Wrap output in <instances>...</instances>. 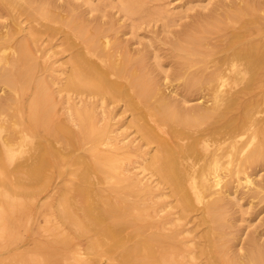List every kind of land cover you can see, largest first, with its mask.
<instances>
[{
  "label": "rangeland",
  "instance_id": "rangeland-1",
  "mask_svg": "<svg viewBox=\"0 0 264 264\" xmlns=\"http://www.w3.org/2000/svg\"><path fill=\"white\" fill-rule=\"evenodd\" d=\"M39 8L46 9L50 16L57 19L50 20V16L45 17L43 12L37 11ZM73 19L85 26L88 32L95 34V38L102 39L101 41L107 39V49L113 51L116 49L121 54L125 52L123 56L127 55L132 61L141 60L139 71L144 75L141 72L140 74L153 83L156 92L151 102L157 104L159 99H166L172 106L185 109L184 111L189 114L192 113L189 109L204 101L205 93L199 84L190 89L189 82H194V79H197L195 82L198 83L204 82V78L215 68L218 61H222L223 56L231 51V48L235 49L250 42L258 43L264 39V0H0V34L13 35L11 49L0 51V55L3 57L15 55L16 42L29 37L30 55L33 57L31 62L35 63L37 68L32 74V79L35 82L41 80L45 85L42 106L45 113L50 114L46 113L48 115L46 117H49L46 119L49 120L51 117L48 126H66L77 131L75 110L86 107L91 108L88 120L97 127L104 128L102 138L95 141L91 138L86 139L82 133L77 134L73 144L68 143L66 136H62L64 141L60 137V143L66 145V148L60 150L62 161L58 162V168L51 166L36 180H29L25 168H18L20 163L25 165L30 161L28 156L34 151L33 147L41 150L45 149V145H50L57 151L58 144L54 143L53 136H49L50 132L44 129L40 131V137H29V140H25L27 142L24 141L23 135L27 133L22 134L18 130L21 113L17 112L15 102L18 98L20 101L23 100L25 107L22 115L27 116V103L33 98L35 86L28 89L27 84L22 81L17 89L7 86L2 82L4 64L0 62L1 117H5L6 123L13 125V131H18L13 132L15 152L13 162L16 164L12 162L6 172L0 169V264H115L113 260L120 264L119 259L121 260L122 254H125V249L143 240L141 237L154 233L159 234L168 247H172L168 257L171 259L174 257L176 264H206L205 258L212 255L211 249H214V245H222L225 253L222 258L216 260V264H228V261L240 259L254 243L264 246V159L251 164L245 170L252 179V184L243 182L235 186L233 183L225 194L220 195L223 210L222 215L215 221L203 217L205 214L202 215V204L195 203L192 208L182 209L178 197L173 194L170 186L159 179L154 167H150L152 165L150 157L157 151L160 142L168 137L166 134L162 137L159 128L166 130L169 137L172 136L170 138L172 142H188L192 138V131L204 126L205 123L186 126L177 124L172 119L168 121L157 119L159 128H155V132L158 136L151 141L141 126L146 124L148 115L144 117L143 109L136 108L142 103L130 102V98L125 96L118 99L102 97L86 88L68 89L64 82L66 83L70 74L72 57L77 51L74 44L80 42L79 38L71 36L67 27ZM185 34L196 38L197 43L194 39V43L190 41ZM185 39L190 42H186ZM258 55L260 56L256 54L252 59L259 64L260 69H257L252 60L244 78L238 80L240 84L233 79L221 90L226 94L225 91L230 92L232 88L235 91L237 90L235 88L251 81V91L249 89V95L246 96L250 99V104L241 107L236 113L247 112L253 121H257L255 128L264 125V58ZM257 58L260 59L255 60ZM252 74L251 78L254 81L249 79ZM135 104L138 105L135 107ZM27 131L30 134V130H25ZM248 135L250 136V132L240 140L246 141ZM159 139L160 141H156ZM259 140L260 138L256 137L253 144ZM68 144L72 148L67 147ZM110 150L118 151L115 156L117 159L103 165L101 173L90 168L92 175L89 173L87 175L86 163L90 161V153L107 154ZM73 158L85 159V162L75 160L78 163L73 164L70 162ZM83 169L86 170L85 173ZM218 172L223 176L225 171L222 168ZM80 174L86 175L85 179L88 176L91 182L94 180L97 182L92 184L88 181L82 182L85 179ZM222 180V189L225 190L227 178L223 177ZM83 187L93 189L88 193L91 197L89 195L85 197L77 192ZM81 200L89 202L86 204L92 207L93 218L82 217L83 205L86 204ZM2 201L15 205L10 213L6 211ZM131 204L135 205L134 208ZM109 205H115L114 212H111L113 209L108 211L111 208ZM121 205L122 207L125 205L126 210L121 208L127 215L119 217L116 215ZM103 210L113 214L111 220H108L109 215ZM137 214L138 216L140 214L141 220L134 219L138 217L135 216ZM105 215H108L107 219ZM130 215L134 218H130ZM75 218L76 221H73ZM79 218H83L81 221L85 224L98 218L97 221L101 222L95 223L103 225L97 228L93 222L97 229L94 230L92 223L89 224L91 227L88 224L87 227ZM129 218L132 219V223L135 221L137 222L135 224L141 227H138L140 231H136V234H134L136 225L132 224ZM126 219L125 225L122 224L124 226L118 228L119 221ZM111 221H117L116 231L112 228L114 223ZM81 224L86 227L84 231L91 228L90 230L95 232L89 230L84 234L80 230L83 228ZM102 228L113 232L116 237L106 239V236L102 235L103 239H106L105 245L104 242L101 244L102 237L99 239L100 233L103 232ZM143 230L144 233L141 234ZM115 232H119V236ZM127 235L129 240L125 242L128 239ZM121 236L125 240L122 239L120 242ZM95 237L97 242H93ZM115 239L119 241V245ZM208 240L212 243L209 244ZM121 243L123 246H120ZM104 249L112 256L105 255ZM113 256L118 257L113 259Z\"/></svg>",
  "mask_w": 264,
  "mask_h": 264
},
{
  "label": "bare ground",
  "instance_id": "bare-ground-1",
  "mask_svg": "<svg viewBox=\"0 0 264 264\" xmlns=\"http://www.w3.org/2000/svg\"><path fill=\"white\" fill-rule=\"evenodd\" d=\"M37 11L43 12L42 14H44L45 17L50 16L46 9L44 10L42 8H39L37 9ZM237 11L238 13L240 12L239 10ZM50 17H51L50 20L57 19L56 17H55L56 19L52 16ZM67 27H69L70 29L71 36L74 35L75 38H79L80 42H77L76 44H74L75 46H77V51L75 52V54L73 53L74 56L72 55L73 57H72V64L70 68L71 70L69 72L70 74L68 75L66 83L64 82V84H67L68 87L67 85H64L65 87H67L68 89L69 87H71V89H74V90L75 89L77 90L80 88L81 89L86 88L90 91H94L91 93H97L102 97L107 96L113 99L114 98L118 99V97L124 98L125 96V97L130 98V102L132 101L133 103H142V105L141 106L139 105V107L138 106L136 107V105L138 104H135V107L143 109L144 117L145 115L146 116L148 115V117L145 120L146 124L141 125V126L145 130L144 134L151 141L154 140V138L156 139L157 138L156 136H158V134H156L155 132V128H159L157 124L159 122L157 121V119L159 121L160 120L168 121L172 119L176 121L177 124L186 125V126H193V125H199V124L201 125L202 123H205L204 126L199 127L196 130L192 131L193 132L191 136L192 138L188 142H178V141L172 142L170 141V138L172 136L169 137V134L167 133L166 130L164 129L162 130V128H159L162 133L161 134L162 137H165L163 136L165 134L168 135V137L167 138L165 137L160 142L157 151H155L153 155L150 157V159L152 160L150 164H152L153 166L150 164L149 165L150 167H154L155 172L159 174L158 175L159 179L161 178L164 181V184L166 182L167 185L170 186L169 188H171V191L173 192V194H175L178 197V201L180 202L182 209H188L191 206H193V204L195 203L202 204V215L205 214L203 216L205 219L209 218V221H211V219H213L214 221L215 219H218L222 215L221 211L223 210L222 209L223 207L222 198L220 195L223 193L225 194V192H227V190L232 186L233 183H235V186L240 185L243 182L246 184H252V179L250 178L248 174H246L245 170L251 164H254L264 159V125L260 128L259 127L255 128V124L257 123V121L255 120L253 121V119L251 118L252 116L247 114V112L236 113L241 107L243 108L246 107L250 101V99L246 96L249 95V89L251 91V88H250L252 85L250 83L251 81L242 84V86H240L239 88H235L237 89L235 91L232 88L233 93L232 91H230L231 89H229L230 92L225 91L226 94L222 93L221 91L222 87L225 86V84H227L228 81L232 82V80L234 79L238 82V80H242L244 78V74L246 73V70L249 68L251 61L252 60L254 61L252 57L254 58L256 54H260V56L259 55L258 56L260 58H264L261 56V55H264V39H262V41H259L258 43L250 42V43H247V45L244 44V46H241L235 49L231 48V51L227 52L223 56L222 61L221 60H220L221 62L218 61V64L215 66V68L210 71L209 75L207 74L208 76L204 78V82L201 81L202 82L201 83L198 79L199 81L198 83V82H195V80L197 79H194L193 80L194 82H191V83L189 82V84L187 83L190 89L194 88L195 85L199 84L201 85L202 89L205 90V93L203 94L204 101H202V103H200L199 105H196L195 107L189 109L192 112L189 114L187 113V111H184L185 109H179L177 106H172L171 102L167 101L166 99H159V101L156 99L158 101L157 104H154L153 102H151V99L154 97L156 92H154L153 83H151L148 79H145V77L143 76L144 73L139 71L142 65L141 60L132 61L131 58L127 57V55L125 57L123 56V54L124 55L126 54L125 52L121 54L116 49L115 51L107 49L108 47L107 39H105L104 41H101L102 39L95 38V34L88 32V29L85 28V26L80 25V22L76 21V19L75 20L73 19L72 21H70ZM94 32L96 33L97 30H94ZM31 35H33L32 32H31ZM12 36L8 33L0 34V51L1 52H3L4 50L8 48L11 49ZM36 36H37V33H36ZM185 37L188 38L190 41L192 40L193 43H194V40L196 39L190 34H185ZM185 40L186 42L188 41L187 39ZM29 41L30 39L28 37L26 39L23 38L22 40L16 42V49H17L16 53L17 54L15 53V55H12L11 57L9 56L3 57L2 55H0V62H3L4 64V69L1 75L2 82L5 83L7 86H9L12 89H17L18 84L21 83V81L27 84L28 89L33 85L35 86L33 96H32L33 98L31 99V101L27 103V106H28L27 116L22 115V112H23L22 110L25 107L23 100L20 101L18 98L16 99V102H15L16 103L15 107H16L17 112L21 113L20 128L19 127L17 128H19L18 130L20 133L22 134L23 132L27 133V135H23V138L25 137L24 141L29 140L31 137H40L39 133L41 130L44 129L50 132L49 136H53L54 143L58 144L57 151L53 150V148L50 145H49L50 148L48 145H45V149H41V150L40 148L37 149L36 147L32 146L35 149H33L34 151L32 150L33 152L30 153L28 156V160L30 161L28 163L26 162L27 164L25 165H22V163H20V166L18 168H22V167L25 168V170L24 169L23 170L27 172L26 174L27 176H29L28 177L29 180H32V179L36 180L39 177V175L45 172V170H47L49 167L53 166L55 169H57L58 168L57 166L59 165L58 162L60 163V161H62V153L60 150L65 149L66 145H63L60 143L59 141L60 137L63 140L62 136H66L68 139V143L73 144V141H75L74 139L76 138L77 134L79 135V133H82V136L86 137V139L91 138V139H94L95 141L97 139L102 138V135L104 133V128L97 127L96 125L92 123V121L88 120L91 114V108H86V107L75 110V118L78 121V122L76 121L78 123L77 131H75L74 129H71V127H66V126H56V125L52 127L48 126L50 124L51 117L49 120L46 119V118H49L46 116L50 114L46 112L48 114L47 115L45 113L44 107L42 106V96H43V92H44L43 90H44L45 85L43 81L41 80H38V82H35L34 79H32V74L36 72L37 68H36V64L31 62L33 60L32 59L33 57H31L30 55L31 50L29 49ZM197 41L195 40L196 43ZM79 44L80 46L78 47ZM219 59H221V57ZM259 59L257 58L255 60H259ZM253 63H255V61ZM258 65L256 64L257 69H260V66L258 67ZM252 66L254 65L252 64ZM140 72L143 75L140 74ZM251 76L253 78V74L250 75L249 79H252ZM252 81L254 80L252 79ZM238 83L240 84L241 82H238ZM46 110L48 111V108H46ZM242 110L244 111V109ZM4 118L1 117V112H0V169L1 170L3 169L6 172L8 171V166L12 164L14 160V155H15V152L13 150L14 148L13 147L14 145L13 132H18V131L17 130L13 131V125L11 126V124L6 123L7 120H4ZM72 120L73 119H71V121ZM58 124L59 123H57V125ZM28 129L30 130V134L28 133V131L25 132V130H28ZM3 131H5L4 132L5 136L2 135ZM248 132H250V136L248 135L249 138L246 141L245 140L241 141L240 138L246 135ZM256 137H259L260 140L256 144H253V139L255 140ZM92 141L93 140H91V142ZM156 141H160V139ZM19 142H21V140ZM67 147H69V144ZM69 148H72V147H69ZM35 150L38 152H35ZM117 153L118 151L116 150H110L108 151L107 154H100V155L99 154L96 155L93 152L90 153L91 155L90 161L87 160L89 157L86 158V160L88 161L86 165L89 167V168L87 167V171L90 168H94V169H97L101 173V170H103L101 169V167H103V165H105L108 162L110 163L116 160L117 158H115V156H117ZM75 160L76 159L73 158L70 162L72 163L73 162L78 163L79 161L85 162L84 161L85 159L83 160L77 159L76 161L78 162H75ZM15 164L16 163H14V165ZM222 168L225 171L223 176H221V174H219L218 172ZM83 170L82 171L85 173L86 170L85 169ZM87 171H86L87 175L88 173L92 175L91 169L90 171L88 172ZM80 175H82V177L86 176L83 174H80ZM240 175H243V177H241ZM223 177L224 179L227 178L226 180L227 182L224 185L225 190L222 189L223 185H221L223 181L222 180ZM91 179H93V177ZM85 180L82 182L88 181L90 184L97 182L95 180L94 182H91V180H88V176H87V179ZM90 190H93V189L89 187H85V188L83 187L82 189L81 188L78 189L77 192L79 191L80 192V193L78 192L79 194L82 193L85 197H87L89 195L88 193L90 192ZM139 192L141 193L142 191L139 190ZM85 197L83 199L84 201L86 200ZM80 199L82 198L80 197ZM84 201L81 200V202H84ZM86 203H89V202L86 201ZM2 204L4 208L6 209V211L9 213L15 207V205L10 204V203H5L4 201H2ZM131 205L133 206L132 208H134L135 205L134 204H131ZM110 206L111 208L108 209V211L109 210L111 211L113 209V211L111 212H114L115 207L113 206L115 205L113 206L109 205V207ZM121 207L122 205L119 206V209ZM126 207L130 208L129 206H126ZM117 208L118 207H116V209ZM122 208L126 210L125 205ZM122 208L120 210L118 209L120 213L121 212L124 213ZM82 210H83L82 217L84 219L85 218L88 219V217L89 219L93 218V214H91L92 207L90 208L88 204L83 205ZM103 211L105 212V210ZM116 212L118 211L116 210ZM119 212L116 216H119V215L123 216L126 214V213L120 214ZM107 214L109 215L108 220H111L112 218L110 217L113 214L112 213L111 214L107 213ZM108 215L107 216L105 215L106 219L108 218ZM122 216H119V217H122ZM135 216H138V214ZM129 217L134 218L133 216L131 217V215ZM140 217L141 216L139 214V216L135 217L134 219L138 220L137 218L140 219ZM83 218L81 219L79 218L80 222H82L81 220ZM104 218L105 217H103V219ZM76 219L77 218H75V220L73 221H76ZM106 219L105 221H107ZM131 220L132 219H130L129 221L132 223ZM86 221L87 220H85V222ZM96 221L94 219V221H91L90 223H92L93 225V222H94V225L96 224V227L98 228L100 227L101 224L95 223ZM124 221H127V219L119 221L120 225L118 226V228L119 227L121 228V225L124 224ZM88 222L89 221H87V224L89 225L90 223ZM97 222H101V221H97ZM112 222L114 223L113 224L114 226L112 224L110 225H112L113 226L112 228L113 229L115 228L114 231H116L117 221H111V223ZM128 222H125V223L130 224ZM135 223L137 222L134 221L132 224H135ZM87 224H85V226ZM88 225L87 227L90 226ZM94 225L92 226V228L94 230H97ZM138 227L140 226L136 225L134 234H136V231H140ZM84 229H86V227L85 228L83 227L80 230L83 233L86 231V234H87V232L91 228H87V230L85 231ZM80 230L78 229V232ZM101 231H103L104 233L102 232L103 233L102 234L98 232L101 234V236L99 235L100 238L98 237L100 240H101L102 235L103 237L106 236V239L107 238L113 239L115 237L113 232L109 231L106 228H102ZM120 231L122 230L120 229ZM94 232L95 231H92V233ZM141 232L140 233L143 234L144 230ZM115 233H117L119 236V232H115ZM133 235L130 237L132 238ZM137 235H135V237ZM121 237H120L121 240L119 239L120 242L122 241V239L125 240V238L123 237L121 238ZM106 239L104 238L103 240H101V244L102 242H104V240L106 241ZM126 239L127 240H125V242L129 240V236L126 237ZM141 239L143 240H140L138 242L136 241L137 243H134L133 247L131 246V248L125 249L126 250L125 254H122L123 253L122 251L121 254L123 256L120 257V254H119V257L121 258V260L119 259L120 264H176L177 261L175 262V260H173L174 257L172 259L168 257V253L170 252L172 247L171 248L168 247L164 239H162V237L159 236V234L154 233L144 238L141 237ZM210 239L213 240L214 238L210 237ZM117 240L115 242H117ZM65 241L67 242V240ZM95 241L96 242L98 241L96 237L93 242ZM217 241H214V242H217ZM118 242L116 244H118ZM89 243H88V246H89ZM105 243L106 242H104L103 245H105ZM210 243L212 242L210 241L209 244ZM90 244H92V242ZM103 245H100V246L102 247ZM121 245L122 243L120 244V246ZM213 247L214 249L213 248L211 249V252H213L212 255L205 258L207 259L206 264H216V260H218V258H222L225 255L224 248L222 245H216V246L214 245ZM105 249H107V247H105ZM105 249H104V253L106 252L108 253V251H106ZM207 250L205 251L209 253L210 251L208 250L209 251L208 252ZM115 252H117V250ZM115 252H113V254ZM107 253L105 255L110 254V252L109 254ZM116 258H114L113 256V259H116ZM236 259L233 261L232 260L228 261L227 263L228 264H264V246L262 244L254 243L252 247L249 249V251H247L244 255H242L240 259H237V260ZM112 262H115L116 264V261L113 260Z\"/></svg>",
  "mask_w": 264,
  "mask_h": 264
}]
</instances>
